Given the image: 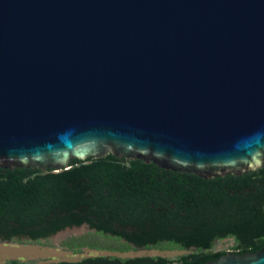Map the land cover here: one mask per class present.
I'll list each match as a JSON object with an SVG mask.
<instances>
[{
  "label": "water",
  "instance_id": "95a60500",
  "mask_svg": "<svg viewBox=\"0 0 264 264\" xmlns=\"http://www.w3.org/2000/svg\"><path fill=\"white\" fill-rule=\"evenodd\" d=\"M109 154L204 179L263 169L264 0H0V169Z\"/></svg>",
  "mask_w": 264,
  "mask_h": 264
},
{
  "label": "trees",
  "instance_id": "16d2710c",
  "mask_svg": "<svg viewBox=\"0 0 264 264\" xmlns=\"http://www.w3.org/2000/svg\"><path fill=\"white\" fill-rule=\"evenodd\" d=\"M84 224L90 230L62 247L113 254L29 264H205L228 251L255 253L264 248V168L204 179L109 154L74 160L58 172L0 169V240H49ZM224 240L231 248L216 250ZM136 250L187 253L177 259L117 255Z\"/></svg>",
  "mask_w": 264,
  "mask_h": 264
},
{
  "label": "rangeland",
  "instance_id": "374dc122",
  "mask_svg": "<svg viewBox=\"0 0 264 264\" xmlns=\"http://www.w3.org/2000/svg\"><path fill=\"white\" fill-rule=\"evenodd\" d=\"M86 232H70L66 235L46 242H26V243H3L0 242V263H4L10 259H18L24 263L31 262H60V261H80L85 257L113 254L108 251H96L92 249H84L82 254H74L73 252L62 247V244L72 238L83 235ZM232 242L224 240L216 243V250H229ZM186 251H158V250H136L129 253L117 254L121 257H136V256H165L171 259H177L181 255L186 254Z\"/></svg>",
  "mask_w": 264,
  "mask_h": 264
}]
</instances>
